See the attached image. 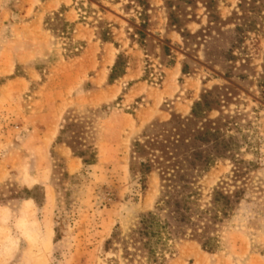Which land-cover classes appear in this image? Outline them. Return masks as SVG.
I'll return each instance as SVG.
<instances>
[{
    "label": "rangeland",
    "instance_id": "1",
    "mask_svg": "<svg viewBox=\"0 0 264 264\" xmlns=\"http://www.w3.org/2000/svg\"><path fill=\"white\" fill-rule=\"evenodd\" d=\"M141 1L68 0L73 23L49 19V31L0 0V264H126L105 242L154 207L161 182L152 169L141 189L132 143L189 117L205 90L211 127L226 120L233 145L199 178L203 200L221 180L244 192L214 252L183 241L167 264H264V7L239 33L257 12L248 0Z\"/></svg>",
    "mask_w": 264,
    "mask_h": 264
},
{
    "label": "trees",
    "instance_id": "2",
    "mask_svg": "<svg viewBox=\"0 0 264 264\" xmlns=\"http://www.w3.org/2000/svg\"><path fill=\"white\" fill-rule=\"evenodd\" d=\"M215 1L207 0L206 7L210 10ZM246 3L257 12L244 20V27L235 26L234 30L239 33L254 28V19L261 16L260 9L264 7V0H248ZM238 6L241 7V4ZM64 8L61 5L58 11L52 12L54 17L49 14L44 16L45 29L53 30L47 27L49 19L52 20L51 24L55 19L72 24L62 16ZM208 14L210 21L216 18L213 13ZM109 33V29L99 31L97 37L100 42L110 41ZM233 48L239 47L233 44L227 50L230 56L228 61L234 58ZM117 63L116 60L111 68L108 76L110 80L114 79L118 70ZM185 67H182V71ZM224 76L228 77V74ZM212 102V91L205 90L199 100L193 102L189 117L151 124L150 134L143 136V141L136 139L132 143V151L140 157L138 171L141 174V189L146 187V174L152 169L159 171L161 182L154 207L140 213L127 233L112 234L105 242L106 248L118 244L114 248L121 251L126 264H167L183 241H195L206 252L217 249L220 228L234 213L244 187L234 183L231 189L227 181L221 180L211 188L209 199L203 200L199 178L213 167L215 157L223 156V152H228L233 145L232 137L225 139L224 131H221V127L226 126L225 117L218 119H224V123H219L216 128L211 127V123L215 122L206 113L212 110ZM156 151L158 155L154 154ZM73 155L82 158L83 163H93L96 158L92 153L90 159H86L84 151H73ZM240 174V170L235 167L233 175L237 177Z\"/></svg>",
    "mask_w": 264,
    "mask_h": 264
},
{
    "label": "crops",
    "instance_id": "3",
    "mask_svg": "<svg viewBox=\"0 0 264 264\" xmlns=\"http://www.w3.org/2000/svg\"><path fill=\"white\" fill-rule=\"evenodd\" d=\"M61 5H64V12H62V16L69 23L71 22L66 14L71 10V6L68 5V0H21L20 11L18 14L20 16H28L30 13L33 14V17L26 21L22 22L27 28H35V29H45L43 27V19L46 14L52 13L54 11H58ZM31 30V29H30ZM100 41V40H99ZM102 43V42H101ZM62 154L70 160L71 165L76 164V159L70 158V149L66 147L61 148Z\"/></svg>",
    "mask_w": 264,
    "mask_h": 264
}]
</instances>
